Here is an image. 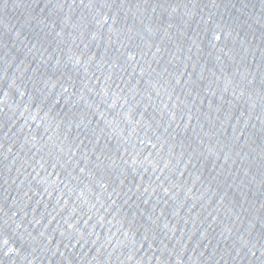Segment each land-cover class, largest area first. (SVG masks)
I'll use <instances>...</instances> for the list:
<instances>
[{
    "label": "water",
    "instance_id": "water-1",
    "mask_svg": "<svg viewBox=\"0 0 264 264\" xmlns=\"http://www.w3.org/2000/svg\"><path fill=\"white\" fill-rule=\"evenodd\" d=\"M0 264H264V0H0Z\"/></svg>",
    "mask_w": 264,
    "mask_h": 264
}]
</instances>
